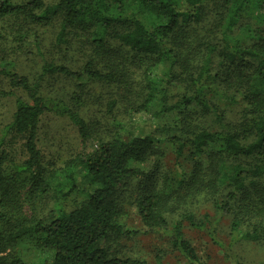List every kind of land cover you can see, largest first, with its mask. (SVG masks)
Segmentation results:
<instances>
[{"label": "trees", "instance_id": "obj_1", "mask_svg": "<svg viewBox=\"0 0 264 264\" xmlns=\"http://www.w3.org/2000/svg\"><path fill=\"white\" fill-rule=\"evenodd\" d=\"M219 1L230 5L228 25L231 26L244 4L256 0H59L57 10L62 16L55 45L66 46L70 36L77 34L86 37L96 54H104L110 42L114 41L129 52L154 57L143 74L145 98L139 105L129 107L128 118L137 116L141 120L145 114L161 118L172 111L193 107L205 119L218 124L224 118V112L213 102L212 96L218 91L236 90L244 83L241 91L247 111L235 131L202 129L190 139L169 137L166 141L176 148L178 175L183 174L178 161L180 156L195 165L206 157V161L215 168L212 179L204 170L200 176L201 184L215 194L224 190L220 200H213V209L217 217L232 215L229 226L231 241L259 242L264 239V228L257 220L261 210L253 200L250 188L257 187L259 180L264 178V0L259 4L263 27L253 38L254 43L245 47L231 44L225 30L217 66L214 67L212 57L207 56L196 71L183 78L187 86L186 95L174 105L169 104V88L175 78L172 66L176 60L164 47L182 27L198 24L211 3ZM46 12L42 0H29L24 4L0 0V21L25 13L31 20L40 22L45 19ZM147 20L157 23L148 25ZM14 40L21 46H34L41 52L35 36L20 35ZM41 60L39 76L33 81L0 68V80L8 79L11 87L24 94L0 93L14 98V112L10 123L4 127V135L22 137L27 154L24 162L13 165V178L27 176L35 198L53 193L57 200L76 194L83 195V200L73 209H58L52 219L33 224L17 223L14 231H4L2 224L13 214V209H8L13 185L11 179L3 174L7 158L0 152V249L3 245L31 236L39 255L37 264H148L138 259L119 258L104 245L112 236L138 234L135 230L125 229L118 218L120 191L131 187L134 181L142 180L144 188L133 199L132 206L146 229L157 230L170 238L171 245L188 264H201V261L185 237L183 221L191 229L204 232L213 245L226 251L217 234L216 218L205 216L203 221L197 222L192 214H188L170 229L165 213L170 208H179L183 202L172 200L163 188L152 189V176L132 167L143 162L152 150L158 128L133 135L128 129L130 121L127 118L116 123V133L110 140L94 138L77 109L55 101L42 90V84L51 77H63L79 83H111L113 75L98 71L92 59L80 71H72L42 55ZM70 101L79 104L80 97L74 95ZM152 105L157 108L153 113L150 111ZM106 108L115 122L116 100L108 101ZM47 114L67 119L77 129L85 148L62 168L50 172L43 167L37 142L39 123ZM89 146L90 150H87ZM59 174L63 181L53 186L52 179ZM182 182L185 185L183 196L187 198L195 190L196 178L183 179ZM174 201L177 206L172 204ZM246 217L256 221L244 228L241 220ZM156 263L163 264L162 259L157 257ZM10 264L24 263L15 259Z\"/></svg>", "mask_w": 264, "mask_h": 264}, {"label": "rangeland", "instance_id": "obj_2", "mask_svg": "<svg viewBox=\"0 0 264 264\" xmlns=\"http://www.w3.org/2000/svg\"><path fill=\"white\" fill-rule=\"evenodd\" d=\"M13 1L16 4H24L29 0ZM42 1L47 12L45 19L40 22L31 20L25 13L0 21V68H6L33 81L40 73L41 55L72 71H80L90 59L94 60L95 68L103 74H112L114 81L79 83L63 77H51L42 84V90L55 101L77 109L87 123L91 135L108 141L116 133V123L127 120L129 107L137 106L144 100L143 74L153 63L154 57L129 52L114 41L110 42L104 54H96L86 37L77 34L70 36L68 45L57 47L55 39L62 16L57 10L59 0ZM260 2L256 0L244 4L231 26L228 25L230 5L227 6L220 1L211 3L198 24L182 27L175 37L167 41L164 49L176 60L172 66L175 78L169 88L170 105H174L186 95L187 86L183 78L196 71L207 56L212 57L214 67L217 66V57L223 45L225 30L228 34L227 41L231 44L237 43L245 47L254 43L253 38L263 27ZM152 23L157 22L147 20L148 25ZM20 35L37 37L41 52H38L34 46H21L17 43L14 38ZM242 86L244 83L236 90L218 91L212 96L213 102L224 112V118L218 124L212 119H205L193 107L172 111L161 118L145 114L142 115L141 120L137 116L127 120L130 121L128 129L133 135H140V131L147 133L159 129L154 135L156 142L145 160L133 164L132 167L152 176V189L163 188L164 193L170 195L172 200L183 202L179 208H170L165 213L170 229L176 222L184 220L183 216L188 214H192L197 222L203 221L205 216L216 218L217 234L227 248L226 251L213 245L204 232L191 229L187 222L183 221L185 237L195 249L201 264H264V239L259 242L231 241L229 226L232 215L217 217L213 209V200L218 198L220 200L225 194L224 190H221L220 194H215L213 190L209 192L207 187L204 188L201 184L200 176L204 170L212 179L215 168L208 160L206 161V157L199 165H195L194 162L180 156L178 161L182 166L183 174L178 175L176 148L166 140L169 137L190 139L202 129L235 131L247 111L243 99L244 93L242 94L241 91L244 90ZM1 92L24 96L22 91L9 85L8 79L0 80ZM74 95L80 97L79 104L70 101ZM113 99L116 100L113 113L116 117L115 122L106 108L107 102ZM156 110L157 108L152 105L151 113ZM13 112L14 98L0 95V152H3L7 158L3 174L11 179L13 185L8 200L11 205L8 209H13V214L10 215V220L1 226L6 232L14 231L17 223L33 224L36 221L52 219L58 209H73L83 200V195L77 194L61 200H57L53 193L35 198L27 176L13 178V165L21 164L27 159L24 139L11 134L4 135V127L10 123ZM37 142L42 154V164L47 172L62 168L67 161L85 149L77 129L67 119L53 114H47L41 119ZM86 149L90 150V146ZM191 177L196 178L195 190L185 198L183 196L185 185L182 180L186 181ZM62 181L63 178L59 174L53 177L52 185L57 186ZM259 182L257 187L250 188V193L253 194L252 198L261 210L257 220L264 228V178ZM143 184L142 180H137L131 187L120 191L121 206L118 220L125 229L135 230L138 234L131 237L112 236L104 243L105 247L111 254L122 259L131 258L148 264H157L156 259L160 257L163 264H188L171 245L170 238L161 235L157 230H148L141 224L132 202L141 188H144ZM176 201L172 202L174 206L178 205ZM241 221L244 228H247L248 224L255 222L256 219L246 217ZM15 259L21 260L24 264H37L39 255L31 236L1 247L0 264H10Z\"/></svg>", "mask_w": 264, "mask_h": 264}]
</instances>
